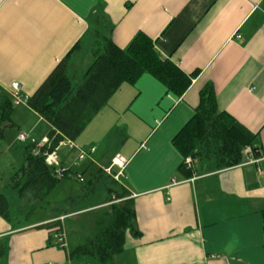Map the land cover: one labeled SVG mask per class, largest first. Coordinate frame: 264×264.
<instances>
[{
    "label": "crops",
    "instance_id": "1",
    "mask_svg": "<svg viewBox=\"0 0 264 264\" xmlns=\"http://www.w3.org/2000/svg\"><path fill=\"white\" fill-rule=\"evenodd\" d=\"M99 28L119 48L144 33L163 59L191 78L181 96L150 73L123 82L73 140L95 146L86 162L103 171L115 153L128 159L119 183L132 198L139 233L126 234L119 264H264V158L248 162L242 150L239 164L217 170L196 160L187 177L173 144L201 90L211 85L218 109L256 136L254 147L264 148V0H0V94L16 81L23 97L12 101L10 124L0 134L6 143L0 194L12 207L16 190L7 184L11 192H3L5 163L10 165L4 157L18 141L24 147L44 142L51 128L28 98L75 45L68 75L78 81L94 58ZM76 68L83 73L71 74ZM11 126L18 132L7 140L4 131ZM23 130L26 141L17 138ZM22 149L15 155L24 159ZM76 155L67 148L57 153L63 166ZM77 194L79 187L60 200L46 198L52 214L22 227L0 215V264H79L69 258V243L57 246L46 226L58 204L75 208Z\"/></svg>",
    "mask_w": 264,
    "mask_h": 264
},
{
    "label": "trees",
    "instance_id": "2",
    "mask_svg": "<svg viewBox=\"0 0 264 264\" xmlns=\"http://www.w3.org/2000/svg\"><path fill=\"white\" fill-rule=\"evenodd\" d=\"M75 48L76 45L27 100L29 107L51 128L46 141L39 146L38 154L33 152L36 144L25 147L23 162L10 179L9 186L18 191L21 203L15 210L14 221L17 223L13 226H23L25 221L19 215L24 207L28 206L30 213L48 205L46 198L62 179L81 174L83 181L79 183V194L72 200L80 204L83 199H88L91 209L78 212L83 210L81 208L74 213L76 211L65 209L66 204H58L54 209L56 216L46 226L53 236L61 225L58 217L64 216L70 259L79 264H113L115 257L124 250L126 234L136 236L139 233L128 191L100 167L87 174L92 162L84 161L80 170L69 169L70 176L66 173L58 177L54 168L45 163V153L54 151L64 137L75 140L123 82L133 83L141 74L150 73L167 91L181 96L191 78L163 59L155 50L153 40L144 33L135 34L124 48H119L99 28L95 32L94 58L79 80L73 81L68 75V63ZM12 110L10 95L1 93L0 134L10 124ZM255 137L218 109L214 90L207 85L200 92L195 113L174 136L173 144L183 158L190 156L193 160H203L211 170H217L239 164L245 146L257 149ZM178 169L187 177L194 171L192 167L187 168L183 160ZM10 208L7 198L0 194V215L7 220L11 218ZM84 213L82 222L70 220L71 216ZM261 213L264 233V209Z\"/></svg>",
    "mask_w": 264,
    "mask_h": 264
},
{
    "label": "built area",
    "instance_id": "3",
    "mask_svg": "<svg viewBox=\"0 0 264 264\" xmlns=\"http://www.w3.org/2000/svg\"><path fill=\"white\" fill-rule=\"evenodd\" d=\"M7 93L10 95L14 104H18L23 99L22 94H21L20 85L16 81L11 82L10 88L7 90ZM18 139L20 141H26L27 134L20 133L18 135ZM45 141H46V139H45ZM44 142H42V144ZM33 143H34V141H33ZM40 145L41 144H39V145L36 144L35 148L33 149V152L35 154L39 153V146ZM62 148L74 149L77 152V155H76L73 163L70 166H63L61 164V162L59 161V158L57 156V152ZM94 151H95V146H89V147L77 146L72 139L64 137L58 143V145L54 151L45 153L44 158H45L46 164L50 167H53L55 172H56V175L61 177L65 171L72 168V165L76 166L79 163H82L84 161L93 160L92 153ZM243 153L245 155H247L248 162H257L260 159L264 158V148L254 149L253 147L248 145V146H245L243 148ZM183 161H184L187 168H191V167L193 168L195 166V162H196V160H193L190 156L183 158ZM127 162H128V159L125 156H123L120 153H115L111 158L110 166L105 168L104 171L108 175H110L114 180H116L117 182H120L121 176H123V171H124V168H125ZM113 168L115 170H113ZM74 176L79 182L83 181V176L81 174H76ZM174 182L175 181L173 180V183ZM63 218H64V216L58 217V219L61 221V225L59 227H57V232L54 234V240H55V243L57 246H59L60 248L66 249L68 247V241H67L66 232H65L63 224H62ZM45 264H52V263H45Z\"/></svg>",
    "mask_w": 264,
    "mask_h": 264
},
{
    "label": "rangeland",
    "instance_id": "4",
    "mask_svg": "<svg viewBox=\"0 0 264 264\" xmlns=\"http://www.w3.org/2000/svg\"><path fill=\"white\" fill-rule=\"evenodd\" d=\"M77 69V72H75L74 70H72L71 71V74H73V73H76V75H80L81 73H83V71L84 70H81V69H79V68H76ZM82 75V74H81ZM71 78H72V80L74 81L75 79H74V77L73 76H70ZM93 119V118H92ZM91 119V120H92ZM26 124V123H25ZM18 128L17 127H15V126H11V127H9V128H7V130H5L4 131V135L3 136H6V139L8 140L9 139V136H14L17 132H18V130H17ZM20 133H25V134H27L28 135V133L25 131V130H23L22 132H19L18 134H17V138H18V135L20 134ZM5 138V137H4ZM6 139H3V140H6ZM42 140H37V141H35L36 142V144H42V142H41ZM30 143H29V141L27 142V145H29ZM6 145V143H3L1 140H0V151L2 152L3 151V149H4V146ZM26 146V145H25ZM19 148V150H20V148H23L22 150H23V153H24V149H25V147H24V144L23 143H21V142H17V144L13 147V149H12V153L10 152L9 153V155H7V156H5L4 157V160H7V161H9L10 162V165H9V168L7 167V163H5V165H6V171H5V174H3V178H2V185H5V187L3 188V192H5L6 194H9L11 191V193H12V198L9 200L10 201V203H11V208H10V216L11 217H15L16 215H15V210L17 209V206L19 205V204H21L20 202H19V197H18V195L16 194V193H18V191L16 190V193H15V191L14 190H11V191H9V190H7L6 188H7V184L9 185V182H10V180H9V178H10V176L12 177V174L20 167V165H21V163H22V161H23V158H21V157H17L15 154H16V152H17V150H16V148ZM58 153V152H57ZM3 155V154H2ZM60 161V160H59ZM8 162V163H9ZM46 163V162H45ZM4 165V166H5ZM84 166V163H79L78 165H76V166H74V165H72V169L73 170H80L82 167ZM93 168H95V166H90V168H89V170H88V172H87V174L90 172V171H92L93 170ZM54 172H55V170H54ZM68 174V176H70V172L67 170V171H65L64 173H63V175L64 174ZM55 174H56V172H55ZM62 175V176H63ZM61 176V177H62ZM59 177V176H58ZM80 182L75 178V176H74V178H64L62 181H61V184L59 185V187L55 190V191H53V192H51L49 195H48V197H47V200H49V201H57V200H60L62 197H64V195L65 194H68V193H70V191H72V192H76V188L77 187H80V184H79ZM87 201H83V202H80V204H78L77 202H75V204H74V206H75V208H69V207H65V209L66 210H68V211H76V212H74V213H78V212H83V211H86V210H90L91 208L90 207H88V205H90L89 204V201H88V199H86ZM28 206H26V207H24L23 208V211H22V213L19 215V217L21 218V220L22 221H28V220H31V219H35V218H40V217H44V216H47V215H49V214H52V211H53V207L52 206H49V205H45V206H41V207H38V208H36V209H34V210H32L30 213H28ZM83 209V210H81V211H78V210H80V209ZM92 208H94V207H92ZM97 208V207H96ZM78 211V212H77ZM85 214L86 213H84V214H81V215H79V214H77V215H73V216H71V218L72 219H70L71 221H75V220H80V222H82L81 220H85ZM63 222V221H62ZM63 227H64V230H65V232H66V236H67V240H68V233H67V227H66V224L64 225V222H63ZM75 237V236H74ZM121 258L119 257V255L118 256H116L115 257V259H114V263L113 264H119L120 262H121Z\"/></svg>",
    "mask_w": 264,
    "mask_h": 264
}]
</instances>
